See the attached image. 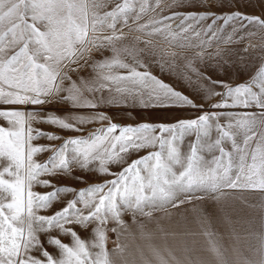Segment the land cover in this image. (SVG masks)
Masks as SVG:
<instances>
[{"label":"snow or ice","instance_id":"1","mask_svg":"<svg viewBox=\"0 0 264 264\" xmlns=\"http://www.w3.org/2000/svg\"><path fill=\"white\" fill-rule=\"evenodd\" d=\"M225 2L172 0L168 7L187 5L206 10L174 11L139 24L149 10L161 8L162 0H155L154 5L149 0H120L102 14L100 0H0V105L43 106L56 101L70 105L73 110H95L98 103L115 104L131 99L142 107L202 108L150 72L138 71L122 60L121 51L131 56L135 65L146 68L137 57L156 53L149 47L151 39L141 41L139 36L136 40L144 48L117 49L115 42L124 39L125 34L116 26L118 23L128 26L132 19L135 31L148 37H161L169 46L180 49H199L193 59L207 67L205 57L209 60L223 57V49L217 48L215 53L207 51L214 42L233 43V37L249 25L264 29L262 17L239 11L230 14L211 11ZM231 22H239V27L233 26L225 35ZM104 29L110 30L111 35H94ZM104 48H109L113 55L89 65L91 51ZM247 50L246 47L244 51ZM171 55L175 57L177 53ZM193 59L186 60L185 67L207 81L200 89L204 97H219L212 108L232 111H202L194 119H181L173 124L121 127L109 123L86 137L68 138L55 148L32 143L40 137L61 139L34 128L33 122L82 131L77 125L110 118L101 112L92 116L71 115L69 119L51 112L41 115L39 111L17 108L0 111V118L8 125L0 126V264H135L125 256L128 246L120 243L129 228L123 219L125 214L130 213L133 223L139 225L143 239L152 234L145 233L141 218L151 220L155 211L179 208L205 197L219 200L226 195L224 189L264 190V132L255 148L250 153L246 151L249 142L257 137L256 129L264 125V57H260L254 74L239 83L212 80L193 67ZM88 66L95 73L91 80L80 78L78 83L69 75ZM160 67L163 70L164 63ZM65 81L69 82L67 86ZM217 88L223 91H216ZM105 91L109 93L106 98ZM96 93L101 94L98 99ZM186 135H193L194 140L184 153L180 142ZM241 135L243 145L236 140ZM226 141H231V152L223 147ZM149 147L158 150L130 163L126 161L130 151ZM206 150L218 151L219 155L209 163L202 155ZM46 151L52 155L43 163L34 158ZM233 153L238 159L235 173ZM110 164L127 166L113 174ZM73 167L115 178L79 191L52 183L60 175L72 174ZM37 185L52 190L38 193L33 190ZM67 195L73 198L59 210L51 215L40 214ZM109 223L114 226L109 228ZM73 226L91 228L90 240L82 239ZM54 230L71 238V243L66 244L58 236L47 235L46 243L57 250L55 255L46 250L40 239L42 234ZM109 231L118 233L111 250L106 248ZM37 252L39 256L34 254ZM211 252L213 259L199 264H231L214 245ZM140 264H187V261L167 247L149 244L147 255L140 251ZM244 264H264V240L255 258L246 259Z\"/></svg>","mask_w":264,"mask_h":264},{"label":"rangeland","instance_id":"2","mask_svg":"<svg viewBox=\"0 0 264 264\" xmlns=\"http://www.w3.org/2000/svg\"><path fill=\"white\" fill-rule=\"evenodd\" d=\"M118 2H120V0H100V3L103 5V7L99 9L100 13L102 14L105 11L111 10L115 3ZM149 3L154 5L155 0H149ZM169 5H172V0H162L161 8H163V11H161V8H156L155 11L149 10L138 23L144 24L163 16L171 15L174 11L185 13L206 10L204 8L190 7L187 5H173L172 7H168ZM211 11L217 14H230L239 11L248 16L264 18V0H226L222 7L214 6L211 8ZM176 23H178V21ZM218 23H222V21ZM233 26L239 27V22H231L226 27L225 35L232 31ZM116 27L118 31H123L125 34L124 39L115 42V47L117 49H123L125 46L129 49L144 48V44L141 41L151 39L152 44L149 47L156 53L155 56H145L141 54L137 57L138 60L147 65L146 68L135 65L132 57L128 56L123 51L120 53V58L122 60L136 67L138 71L150 72L153 76L172 86L176 91L188 96L196 105L202 106V108L198 109L187 105L176 107H142L138 103H133L131 99H128L126 102L115 104L98 103V107L95 110H73L70 105L56 101L43 106L0 105V111L17 108L24 111H39L41 115H44L46 112H51L69 119L71 115L92 116L97 112H101L110 118L109 120H95L84 125H77V127L82 128V131L61 130L57 126L48 123L33 122L34 128L61 137L59 140H49L46 137H40L32 141L34 145L55 148L60 146L63 141L68 138L86 137L97 129L106 128L109 123H116L121 127L138 126L143 123L156 125L173 124L181 119H194L200 115L202 111H232V109H213L212 104L216 103L219 97H212L210 99L204 97L200 89L202 85L207 84V81L197 77L194 72L185 67L186 60L193 59L194 52L199 49H180L169 46L161 37H148L144 33L135 31L136 23H133L132 19H129L128 26H122V23H118ZM130 29L132 30L130 31ZM249 32L254 34L247 35L246 33ZM94 35H111V31L104 29ZM137 36L141 38V41L136 40ZM240 36H243L244 39H239ZM233 40L234 42L230 44L214 42L207 51L215 53L217 48L223 49V57L210 60L205 57L206 64L208 65L207 67L205 63H201L198 59H193V67L205 73V75L211 77L214 81H228L230 83L243 82L248 76L254 74L260 63V57H264V29L249 25L244 32L233 37ZM246 47L248 50L244 51ZM172 52H176L177 55L173 57L171 55ZM112 55L113 53L109 48L100 50L93 49L88 55V64L91 65L94 61L103 60L105 57H111ZM161 63H164L163 70L160 67ZM113 71L120 73L127 72L125 69H114ZM69 75H71L73 80L79 83L80 78L91 80L95 76V73H93L91 67L88 66L81 68L79 72H70ZM64 83L65 86H67L69 82L65 81ZM216 91H223V89L217 88ZM113 94L115 95V93ZM85 95L89 94L85 93ZM100 95V93L95 94L97 99ZM108 95L109 93L107 91L103 93L105 98ZM89 98L92 97L89 96ZM220 122L225 123L226 121L221 120ZM0 126H8L3 118H0ZM256 132L257 137L251 140L246 148V151L249 153L255 148L259 135L264 132V125L259 126ZM212 138L215 139V132L212 133ZM193 140V135H186L180 142L181 151L187 153L189 144ZM236 140L238 144L243 145L242 135L238 136ZM223 147L231 152V141H226ZM156 150H158L156 147H149L139 151H130L126 154L125 159L130 163L132 160L143 157L149 152ZM51 155V151H46L37 154L34 158L43 163ZM202 155L205 160L210 163L214 156L219 155V152L215 150H206ZM233 155V173H235L237 171L236 165H238V159L235 153H233ZM126 166L127 164L108 165L113 174L118 173L122 167ZM43 178L51 179L50 177ZM114 178V175H96L95 173L82 172L78 168L73 167L72 174L60 175L58 178L52 179V183L57 187L69 186L79 191L89 185L103 183ZM33 190L43 194L52 189L37 185ZM223 191L226 195L219 200L205 197L181 205L179 208L168 207L155 211L153 212L154 218L151 220L141 218L145 233L152 234L151 237H145L143 239L140 235L139 225L133 223L130 213L125 214L123 219L128 224L129 228L128 231L121 236L120 243L128 246L125 253L126 258L130 261H134L135 264H140V251L142 250L145 255H147L149 244L171 249L181 260H186L187 264H199L201 261L212 260L213 253L211 252V248L213 245L224 253L225 257L231 261V264H244L245 258L243 256L245 255H247V259L255 258V251L250 242L246 244L249 248L247 252L245 251L244 246L246 241L242 239L244 234L240 228H264V225H262V221L264 220V198L257 195L264 194V190L258 188H236L224 189ZM72 198L71 195L62 196L51 208L41 210L40 214L51 215L54 211L59 210L68 199ZM113 226L112 223L108 225L109 228ZM73 227L82 239L90 240L91 228L85 229L80 226ZM47 235L58 236L63 243H71L70 236L60 235L55 230L49 234H42L40 239L44 247L54 255L57 250L46 243ZM117 235L118 233L111 231L107 233L108 240L106 242V248L108 250L115 247ZM34 254L39 256L38 252Z\"/></svg>","mask_w":264,"mask_h":264},{"label":"crops","instance_id":"3","mask_svg":"<svg viewBox=\"0 0 264 264\" xmlns=\"http://www.w3.org/2000/svg\"><path fill=\"white\" fill-rule=\"evenodd\" d=\"M257 195H260L261 197L264 198V194H257ZM262 225H264V220L262 221ZM240 229L244 234V236H242V239L243 241H246L244 246L245 251L247 252V249L249 248L247 247L246 244L250 242L253 245L256 254V250L261 246L262 240H264V228H240ZM243 257L245 258V260L248 258L247 255Z\"/></svg>","mask_w":264,"mask_h":264}]
</instances>
